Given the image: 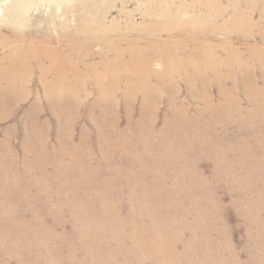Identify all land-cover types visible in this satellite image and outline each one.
<instances>
[{
    "label": "bare ground",
    "instance_id": "1",
    "mask_svg": "<svg viewBox=\"0 0 264 264\" xmlns=\"http://www.w3.org/2000/svg\"><path fill=\"white\" fill-rule=\"evenodd\" d=\"M79 1L91 11L90 0ZM31 3L0 0V19L15 22ZM87 15L77 16L74 30L64 27L56 38L14 29L10 39L0 32L7 49L0 55V107L6 108L0 120L29 95L33 79L42 90L21 120L22 154L12 146L11 129L0 139V264H147L146 257L150 264H245L218 203L221 188L234 195L232 204L244 220L250 262L264 264V50L250 49L257 74L235 46L202 39L210 31L196 18L190 39L158 38L142 49L130 42L126 59L122 39L101 44L116 32L99 27L97 19L86 23ZM248 21L235 13L228 31L241 29L252 38ZM151 54L160 57L161 69L153 68ZM175 79L203 98L197 115L172 104V114L159 126L156 106L143 103L138 118L128 107L127 129L106 121L111 110L119 114L116 100L124 81L132 99L173 93L179 88ZM91 81L105 104L95 116L101 124L96 151L86 128L79 138L73 133ZM242 96L250 107L243 106ZM42 98L57 112L56 146L49 145ZM209 161L210 177L202 169ZM54 197L58 204H50ZM219 232L227 236L222 244L214 239ZM116 255L123 258L115 261Z\"/></svg>",
    "mask_w": 264,
    "mask_h": 264
},
{
    "label": "rangeland",
    "instance_id": "2",
    "mask_svg": "<svg viewBox=\"0 0 264 264\" xmlns=\"http://www.w3.org/2000/svg\"><path fill=\"white\" fill-rule=\"evenodd\" d=\"M40 1L42 0H33L34 3H31V6H25L23 11H21L17 17L15 16V22L0 19L1 34L13 39L12 31L17 29L21 32H36L38 34L37 38L39 39L42 38L44 32H49L54 38H56L62 33L64 27H67L69 30H74L76 27V19L78 18L77 16H80L85 12L88 13L85 21L86 23L89 21H96L97 19L99 27H105L116 32V35L113 34L114 37H102L101 44L107 40H113L116 38L122 39V48L126 51L125 58L130 59V53L133 49L130 47L132 42H138V47L142 49L147 41H157L158 38V40H167L168 38L171 39V37L172 39H182L187 37V39H190L193 30L196 27L194 26V23L199 19L204 23L206 29L210 31L208 36L202 39L208 38L207 42L210 44L213 43L214 45L225 46V44H230L235 46L241 51L243 59L249 63L251 69L257 74L259 72L258 66L251 60L250 49L256 45L258 50H264V0H90L92 4L90 12L88 8H82L83 5L79 0H47L50 5H47V1L45 0L43 4ZM95 12L99 13L96 14ZM235 13L244 16V24L245 21H248L249 19V29L252 38L246 37L241 29H237V32L228 31L230 30V22ZM214 27L218 28L216 32L213 31ZM123 41H125V43H123ZM191 46L194 45L191 44ZM218 48L222 49L221 47ZM94 49L98 50L100 49V46L96 45ZM188 51L189 50L181 52L179 56L181 58H186L185 55L188 54ZM5 52H7V49L4 47L0 38V55H3ZM219 54L224 56L225 51L223 49L219 50ZM149 57L152 59L151 61L155 70L162 68V60L159 56L151 54ZM95 60H100V58H95ZM159 60H161V62ZM5 63H7V61H5L4 64ZM152 80H154L151 82L153 85H158V80ZM176 80L177 79H175L176 86L179 88L173 93H171V89H167L166 91L157 92L155 95L153 94L147 98L142 95L135 96L132 94L134 96L132 99L127 98L125 95L127 84L124 83V81L122 83L123 88L121 86L120 91L117 94L118 101L116 100V103L118 104L116 112L119 114L115 115L111 110L112 116H107L106 121L110 122L112 119L114 121L117 120L120 128L127 129L128 123L126 119L127 113L130 110L129 108L132 107L134 110L135 114L133 117L138 118L143 103L156 106L154 108L159 114V126L163 123L162 118L172 114V104L178 107L185 106L186 109H189L187 110L191 115H197L204 105L203 98L192 96L189 94L185 83ZM236 80L237 79L233 82ZM92 83L94 84L92 81L89 82L87 86L89 94L87 96L84 95L85 101L80 107L81 109L78 111V119H75L74 121L73 128L75 130L73 129V133L75 138H79L81 135L80 133L86 128L85 130L92 137V146L96 151L99 143L97 129L98 126H101V124L97 123L96 115H99L102 112L105 108V104H100L99 93L96 90L95 84L93 85ZM38 84L39 82L33 79L28 87L30 89L29 95L24 98L21 97L17 109L11 112L6 118L0 120V139L4 140L8 136L9 129H11L12 131L10 135L12 146L15 149L17 148L16 150L20 152V155L23 152V139L26 135L21 126V120L25 111L33 105L32 101H34L35 98L34 94H37V92L41 93L42 91ZM210 89L212 96L219 99L217 87L211 86ZM45 100L46 99L42 98L40 101L41 104L39 103L41 108L45 111L42 118L43 120L46 119L49 123V129L47 130L48 135H50L49 145L56 146L59 136V119L56 117L57 112H55V114L51 112L52 110H50V106ZM247 101L248 100L246 98L244 99L242 96V104L245 108L250 107V102ZM95 103L96 107L94 108L93 104ZM5 109V106H1L0 114L3 113ZM70 117L71 114H68L64 121L66 122V119ZM202 169L205 174L210 177L213 164L211 161L203 162ZM49 171L52 172V169L50 168ZM48 183L52 185L56 184V181L50 179ZM31 190L34 191L35 189L31 188ZM197 195L201 194L198 193ZM233 197L234 195L227 193L225 189L221 188L218 191L217 198L219 199L218 203L221 207L222 215L227 217L231 227L230 235L232 234V243L236 251L240 254L242 263L246 264L248 262V264H257L252 263L249 260L250 252L247 249V228L239 210L232 204ZM58 202L59 199L54 197L51 199L50 204H58ZM70 226H68V229H71ZM226 237V234L221 232L214 235L215 241L221 244ZM187 239L188 235L183 236L180 246L181 250ZM119 256L122 255H116L115 261H120V259L123 258ZM135 260L136 259L134 258V261ZM146 263H151L150 257H146ZM13 264L17 263L13 262Z\"/></svg>",
    "mask_w": 264,
    "mask_h": 264
}]
</instances>
